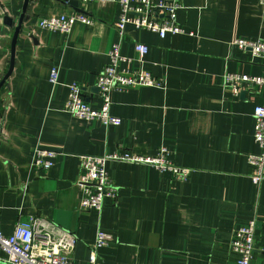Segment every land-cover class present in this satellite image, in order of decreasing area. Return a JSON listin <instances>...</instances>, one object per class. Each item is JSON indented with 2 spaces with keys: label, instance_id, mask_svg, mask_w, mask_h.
I'll return each instance as SVG.
<instances>
[{
  "label": "crops",
  "instance_id": "obj_1",
  "mask_svg": "<svg viewBox=\"0 0 264 264\" xmlns=\"http://www.w3.org/2000/svg\"><path fill=\"white\" fill-rule=\"evenodd\" d=\"M156 2L160 0H155ZM184 34L162 39L149 30H116L120 7L82 6L92 25L76 23L69 34L39 28L43 18L70 14L62 0H0V230L14 233L22 219H47L77 237L73 264H91L100 231L110 243L96 251V264H236L235 230L257 221L254 264H264V181L254 183L250 155L254 109L264 105V87L242 85L236 95L228 73L264 77V58L233 46L236 39L264 41L260 0H177ZM27 16L12 44L19 19ZM12 22L8 24L9 20ZM122 43L133 59L123 70L151 72L163 89L112 93L111 113L120 126L84 121L64 111L68 86L79 83L85 101L101 106L98 75L108 52ZM149 47L139 61L136 44ZM59 68V84L50 81ZM169 149L168 158L190 170L177 179L170 170L142 162L109 161L118 189L102 212L81 209V156L130 154L146 159ZM58 150L53 166L34 165L38 150ZM1 264V263H0Z\"/></svg>",
  "mask_w": 264,
  "mask_h": 264
},
{
  "label": "built area",
  "instance_id": "obj_2",
  "mask_svg": "<svg viewBox=\"0 0 264 264\" xmlns=\"http://www.w3.org/2000/svg\"><path fill=\"white\" fill-rule=\"evenodd\" d=\"M80 8L97 2L117 3L120 11L116 22V30L121 40L124 39L128 27L135 30H149L158 34L162 39L168 35L184 34L185 30L177 22V13L182 5L177 0H78ZM264 9V0H260ZM76 23L92 25L93 20L82 12H72L59 16L43 18L38 26L50 32L69 34ZM233 46L241 50L251 51L257 58H264L263 40L236 39ZM139 61L149 52L145 44H136ZM122 43L112 45L108 52L109 64L98 75L97 88L101 101L100 108L96 109L88 104L83 96V87L79 83L68 86L69 93L64 111L73 117L84 121H99L104 126H120L122 119L111 113L112 93L116 90H129L135 88L163 89L164 82L157 79L151 72L140 69L136 72L123 70V64L133 63L121 52ZM225 85L238 95L242 85L249 88H263V76L240 75L228 73L224 77ZM50 81L53 85L59 84V68L51 71ZM254 139L260 147L259 154L248 157L253 168L251 179L254 183L264 181V105L254 109ZM54 152L38 150L34 158L35 167L48 170L54 162ZM169 149L161 147L158 154L151 158H138L130 154H115L111 156H81L82 171L78 185L82 189L81 209L84 211L102 212L106 200L116 198L118 189L110 179L107 164L109 161L142 162L154 167L170 170L177 179H186L190 170L176 167L168 158ZM257 221L251 220L247 225L235 230L231 241V248L239 256L236 264H254L255 235ZM112 237L100 231L97 234L91 253V264H96V251L107 246ZM77 245L74 233L66 231L55 223L30 216L22 219L15 227L14 233L6 236L0 230V263L1 264H73V255Z\"/></svg>",
  "mask_w": 264,
  "mask_h": 264
},
{
  "label": "water",
  "instance_id": "obj_3",
  "mask_svg": "<svg viewBox=\"0 0 264 264\" xmlns=\"http://www.w3.org/2000/svg\"><path fill=\"white\" fill-rule=\"evenodd\" d=\"M63 2L69 4L75 12H82V9L80 8V3L78 0H62ZM30 3V0H26L25 2V6H28ZM27 19V16H23L21 15L20 19H19V22H18V26L16 27L15 29V34H14V38H13V44H12V60H11V65H10V70L9 72L7 73V75L5 76L4 80L2 83H5L9 77L11 76L12 72H13V69H14V57H15V48H16V43H17V39L20 35V32L22 31V33L26 34V33H29V29H24L22 30V24L24 22V20ZM8 21V24H11L12 22L9 20ZM2 87V84H0V88ZM46 150H48L49 152H57L58 150L54 149V148H44Z\"/></svg>",
  "mask_w": 264,
  "mask_h": 264
}]
</instances>
